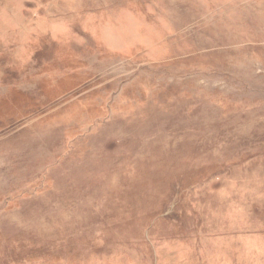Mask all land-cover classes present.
<instances>
[{
  "label": "rangeland",
  "instance_id": "rangeland-1",
  "mask_svg": "<svg viewBox=\"0 0 264 264\" xmlns=\"http://www.w3.org/2000/svg\"><path fill=\"white\" fill-rule=\"evenodd\" d=\"M0 264H264V0H0Z\"/></svg>",
  "mask_w": 264,
  "mask_h": 264
}]
</instances>
